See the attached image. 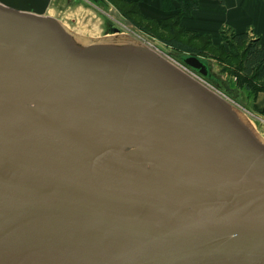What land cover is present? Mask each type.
<instances>
[{
	"label": "water",
	"instance_id": "1",
	"mask_svg": "<svg viewBox=\"0 0 264 264\" xmlns=\"http://www.w3.org/2000/svg\"><path fill=\"white\" fill-rule=\"evenodd\" d=\"M51 3L0 0V264H264V135L210 60Z\"/></svg>",
	"mask_w": 264,
	"mask_h": 264
},
{
	"label": "trees",
	"instance_id": "2",
	"mask_svg": "<svg viewBox=\"0 0 264 264\" xmlns=\"http://www.w3.org/2000/svg\"><path fill=\"white\" fill-rule=\"evenodd\" d=\"M110 1L115 3L118 11L131 22L134 28L157 36L160 41L183 53L182 55L196 53L206 57L201 47L193 43L200 38L207 39L215 51L214 58L221 63H226L230 73H236L237 88L249 93V97L252 95L253 103L257 101L259 93L264 92V40L262 37L252 35L249 31L233 30H230V35H226L223 29L221 31L223 41L216 46L210 35L186 29L182 25V18L190 15L198 7V0H162L164 10L176 11L173 15L162 19L147 17L141 11L139 0ZM206 58L209 59V57ZM213 82L224 90L233 92L230 87L231 82L215 74Z\"/></svg>",
	"mask_w": 264,
	"mask_h": 264
},
{
	"label": "rangeland",
	"instance_id": "3",
	"mask_svg": "<svg viewBox=\"0 0 264 264\" xmlns=\"http://www.w3.org/2000/svg\"><path fill=\"white\" fill-rule=\"evenodd\" d=\"M49 13L63 19L71 28L86 35H104L109 33L112 27H117L123 32H129L136 35L150 45L151 43H154L153 45L157 44L166 53L164 54L165 56L175 62L182 63L181 56L183 53L160 41L157 36L134 28L131 22L118 11L115 3L110 0H52ZM224 30L226 35H230L229 29L224 28ZM213 42L216 46L221 43L214 41V39ZM193 44L200 46L203 55L209 57L213 73L217 77L231 82L230 87L233 89V92L227 91V89L224 90L213 81L211 82L206 79L203 80L226 95L230 100L241 106L248 114H250L254 119L253 121L256 124V127L260 132L262 131L261 133L264 135V123H262L263 125L261 126V123L255 119V116L264 118V112H262L264 106L258 109L256 107L258 106V101L253 103L252 95L249 97V93L237 88L235 83L237 79L236 73H230L227 70L229 68H227L226 63H221L214 58L215 51L211 46L212 44L210 45V43L207 42V39L200 38L194 40ZM215 44H213V46H215ZM154 48H156V46Z\"/></svg>",
	"mask_w": 264,
	"mask_h": 264
},
{
	"label": "crops",
	"instance_id": "4",
	"mask_svg": "<svg viewBox=\"0 0 264 264\" xmlns=\"http://www.w3.org/2000/svg\"><path fill=\"white\" fill-rule=\"evenodd\" d=\"M198 1V7L182 18V25L186 29L208 34L219 43L224 28L236 32L249 31L264 40V0ZM139 5L147 17L154 19L169 17L176 12L164 10L162 0H139ZM257 101L258 109L264 106V92L259 93Z\"/></svg>",
	"mask_w": 264,
	"mask_h": 264
},
{
	"label": "built area",
	"instance_id": "5",
	"mask_svg": "<svg viewBox=\"0 0 264 264\" xmlns=\"http://www.w3.org/2000/svg\"><path fill=\"white\" fill-rule=\"evenodd\" d=\"M154 44V43H153ZM152 43H151V45L153 46V47H155L156 46V49L158 50V51H160L161 53H163V54H166L162 49H161V47L160 46H158L157 44L156 45H153ZM184 68H187V67H185V66H183ZM187 70L189 71V72H191L194 76H196L197 78H199V79H201L202 81H204L203 79L204 78H202L199 74H197V73H195V72H192L191 70H189L188 68H187ZM205 82V81H204ZM249 115V117L251 118V120L253 121L254 119L252 118V116L250 115V114H248ZM255 119L256 120H258L260 123H261V126L263 125L262 123H264V118H262V117H260V116H255ZM253 123H254V121H253ZM255 124V123H254ZM255 126H256V124H255ZM262 132V131H261Z\"/></svg>",
	"mask_w": 264,
	"mask_h": 264
}]
</instances>
